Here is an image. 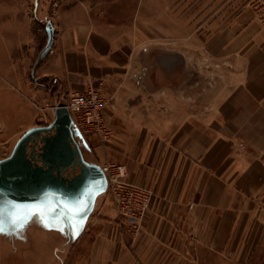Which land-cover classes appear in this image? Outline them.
I'll use <instances>...</instances> for the list:
<instances>
[{
  "label": "crops",
  "instance_id": "0c3cea01",
  "mask_svg": "<svg viewBox=\"0 0 264 264\" xmlns=\"http://www.w3.org/2000/svg\"><path fill=\"white\" fill-rule=\"evenodd\" d=\"M179 2L0 0V159L41 125L40 108L95 88L109 99V136L93 132L83 145L78 136L85 158L126 166L125 179L152 192L138 230L107 191L85 224L67 222L72 264H248L261 255L264 21L252 0H220L234 15L202 31L199 46H142L143 29L131 24L176 22ZM49 22L54 41L40 59Z\"/></svg>",
  "mask_w": 264,
  "mask_h": 264
},
{
  "label": "water",
  "instance_id": "95a60500",
  "mask_svg": "<svg viewBox=\"0 0 264 264\" xmlns=\"http://www.w3.org/2000/svg\"><path fill=\"white\" fill-rule=\"evenodd\" d=\"M47 32L40 59L54 41L51 22ZM78 136L84 140L70 109L60 104L50 124L34 126L20 137L12 153L0 159V217L7 221L23 215L32 220L39 214L51 226L85 224L109 180L100 164L85 158ZM81 205L83 211H75Z\"/></svg>",
  "mask_w": 264,
  "mask_h": 264
},
{
  "label": "rangeland",
  "instance_id": "374dc122",
  "mask_svg": "<svg viewBox=\"0 0 264 264\" xmlns=\"http://www.w3.org/2000/svg\"><path fill=\"white\" fill-rule=\"evenodd\" d=\"M188 1L185 2V0H180V6L173 8V11L171 10L172 13L176 14V22L161 21L160 23L131 24L135 29L138 26L143 29L144 36L139 40L142 46L165 48L171 45L176 48H183L186 44H190L191 42L194 43L195 46H199V37L202 31H209L212 33L222 27L226 21L234 15V8L229 6L223 7L221 5L218 6L220 0H190L191 3H188ZM261 1L262 0H252V5L257 11L260 19L264 21L261 18V14L264 12V6ZM168 11H170L169 8H163L161 14L167 15L169 13ZM218 14L225 15V18L219 20L217 17ZM160 17L168 20V16L161 15ZM46 27H43V29ZM46 45L47 43H44L42 49H44ZM217 63L216 60L210 58L209 65L216 71L218 70L217 68H219ZM216 71L214 76L216 75ZM104 96L107 102H109L107 96L105 94ZM44 110H46L44 107L42 109L40 108V111L43 112V116H39L36 123L48 125L54 120L55 108L51 106L49 112L46 114H44ZM81 129L84 134V139L89 142V139H91L90 134L94 131L90 132L84 128ZM21 136L22 135L15 136V140ZM100 139L103 140L101 136ZM80 140L83 145V139L80 138ZM12 144L14 143H11V145ZM0 156H4V153L0 154ZM107 193L111 195L110 187H108L106 194ZM20 216L22 217V222L15 230L10 229L11 231H9L8 234H0V264H72L75 242L69 240L68 235L64 232L67 230L68 224H65L63 231L53 230L48 226L49 229L47 230L38 220L41 218V215L34 217L29 224L26 222L23 215ZM8 230L9 229L6 231ZM260 254L257 262L248 264H264V244Z\"/></svg>",
  "mask_w": 264,
  "mask_h": 264
},
{
  "label": "built area",
  "instance_id": "2783aa9c",
  "mask_svg": "<svg viewBox=\"0 0 264 264\" xmlns=\"http://www.w3.org/2000/svg\"><path fill=\"white\" fill-rule=\"evenodd\" d=\"M261 2L264 6V0ZM261 18L264 20V12ZM107 103L100 90L91 88L86 92L71 94L65 105L70 109L77 128L97 132L103 140H106L109 136L104 119V108ZM103 168L108 174L109 187L119 216L128 219L133 230H138L144 213L151 203L152 192L127 181L125 179L127 169L124 165L107 163Z\"/></svg>",
  "mask_w": 264,
  "mask_h": 264
},
{
  "label": "snow or ice",
  "instance_id": "6c2138e0",
  "mask_svg": "<svg viewBox=\"0 0 264 264\" xmlns=\"http://www.w3.org/2000/svg\"><path fill=\"white\" fill-rule=\"evenodd\" d=\"M75 211L80 212L83 211V205L79 208H76ZM22 222V217L20 215H12L5 221L2 217H0V234H3L7 229L15 230L17 226ZM70 226L75 229V225H72L70 222Z\"/></svg>",
  "mask_w": 264,
  "mask_h": 264
},
{
  "label": "bare ground",
  "instance_id": "6f19581e",
  "mask_svg": "<svg viewBox=\"0 0 264 264\" xmlns=\"http://www.w3.org/2000/svg\"><path fill=\"white\" fill-rule=\"evenodd\" d=\"M107 174V173H106ZM107 177H108V174H107ZM109 180V179H108Z\"/></svg>",
  "mask_w": 264,
  "mask_h": 264
},
{
  "label": "flooded vegetation",
  "instance_id": "af4514ba",
  "mask_svg": "<svg viewBox=\"0 0 264 264\" xmlns=\"http://www.w3.org/2000/svg\"><path fill=\"white\" fill-rule=\"evenodd\" d=\"M72 172V171H71Z\"/></svg>",
  "mask_w": 264,
  "mask_h": 264
}]
</instances>
